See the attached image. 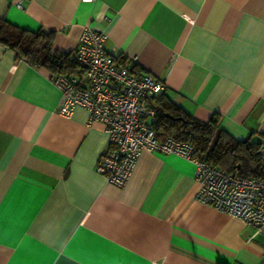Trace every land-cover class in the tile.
I'll return each mask as SVG.
<instances>
[{"label": "crops", "instance_id": "0c3cea01", "mask_svg": "<svg viewBox=\"0 0 264 264\" xmlns=\"http://www.w3.org/2000/svg\"><path fill=\"white\" fill-rule=\"evenodd\" d=\"M0 17L52 32L70 60L86 26L104 32L118 65L197 120L264 136V0H0ZM59 98L47 67L0 45V264H260L264 236L195 199L191 162L141 150L111 184L105 125Z\"/></svg>", "mask_w": 264, "mask_h": 264}, {"label": "built area", "instance_id": "2783aa9c", "mask_svg": "<svg viewBox=\"0 0 264 264\" xmlns=\"http://www.w3.org/2000/svg\"><path fill=\"white\" fill-rule=\"evenodd\" d=\"M105 38L104 32L86 26L71 55L81 73H51V82L60 94L58 114L68 117L81 107L89 112L91 120L105 125L109 148L96 166L97 173L107 182L122 186L139 151L176 155L195 167L197 201L253 227L251 238L264 236V175L253 178L225 173L200 157L192 144L173 137L159 139L147 122L155 113L148 101L164 91V83L118 65L104 48ZM258 156L264 170V136L259 141ZM260 264H264V249Z\"/></svg>", "mask_w": 264, "mask_h": 264}, {"label": "trees", "instance_id": "16d2710c", "mask_svg": "<svg viewBox=\"0 0 264 264\" xmlns=\"http://www.w3.org/2000/svg\"><path fill=\"white\" fill-rule=\"evenodd\" d=\"M52 32L26 30L0 17V45L34 65L47 67L51 73L79 74L81 69L65 53L51 52ZM148 105L154 116L148 122L159 139L173 137L192 144L200 157L207 158L225 173L263 178L258 145L260 138L249 136L236 140L219 127L215 113L200 121L173 102L164 92L152 96Z\"/></svg>", "mask_w": 264, "mask_h": 264}]
</instances>
